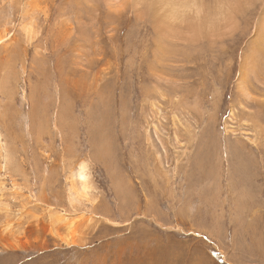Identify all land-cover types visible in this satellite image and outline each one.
I'll return each instance as SVG.
<instances>
[{
  "label": "rangeland",
  "instance_id": "rangeland-1",
  "mask_svg": "<svg viewBox=\"0 0 264 264\" xmlns=\"http://www.w3.org/2000/svg\"><path fill=\"white\" fill-rule=\"evenodd\" d=\"M176 1L0 0V264H264V0Z\"/></svg>",
  "mask_w": 264,
  "mask_h": 264
},
{
  "label": "bare ground",
  "instance_id": "bare-ground-1",
  "mask_svg": "<svg viewBox=\"0 0 264 264\" xmlns=\"http://www.w3.org/2000/svg\"><path fill=\"white\" fill-rule=\"evenodd\" d=\"M164 1V0H163ZM230 0H228L229 2ZM199 2V5L201 6V8H205L204 5H203V2L202 0H198ZM85 3V2H84ZM159 3V2H158ZM160 3H162L160 1ZM185 3V2H184ZM231 3V1L229 2ZM164 4V3H163ZM189 4V3H188ZM190 5V4H189ZM223 5V4H221ZM230 6V5H229ZM177 7H183L185 8V5H183L182 3V0H177L175 3H173L172 7L170 8L169 12L171 14V17L176 19L178 18L182 13L185 14L184 12H182L181 14L179 13V8ZM220 7V5H219ZM223 7H225L223 5ZM228 7V6H227ZM193 8V5L191 4V6L189 7V10ZM222 8V7H221ZM186 9V8H185ZM224 10V8H222ZM183 10V9H182ZM181 10V11H182ZM205 10L203 9V11H199L197 12V16L200 15L201 13H203ZM232 11V10H231ZM160 12V11H159ZM224 12V11H223ZM163 13V12H162ZM165 13V12H164ZM218 13V12H217ZM216 13V14H217ZM223 14V13H222ZM191 15V14H190ZM184 16V15H183ZM186 17V16H185ZM211 17V16H210ZM223 17V16H222ZM208 19V16L206 17ZM214 18V17H213ZM186 19V18H185ZM188 19V18H187ZM195 20V19H194ZM193 20V21H194ZM168 21V20H167ZM218 21V20H217ZM224 22V21H223ZM218 23V22H217ZM201 24V23H200ZM210 24V23H209ZM214 26V25H213ZM6 37L8 38V36L4 33V36H2L0 38V42H4V40L6 39ZM255 48V46H254ZM259 52V51H258ZM250 66V65H249ZM254 69V68H253ZM2 132L0 130V158L2 157L3 160H6V157L8 158L9 156V151L7 149V145H5L3 139H2ZM2 164V163H1ZM72 173V177L70 179V189L68 188V191H69V196H70V192L73 194V191H78L79 193L77 195H74L76 197H73V199L75 201H81V199H89V195H90V192L92 193V186L90 184V172L88 170V167L85 163H81L79 164L78 166V169H74ZM0 182L1 181V176H0ZM64 215V214H63ZM67 217L64 216L63 218L62 217H59L58 218V222H67L66 221ZM70 224V223H69Z\"/></svg>",
  "mask_w": 264,
  "mask_h": 264
}]
</instances>
